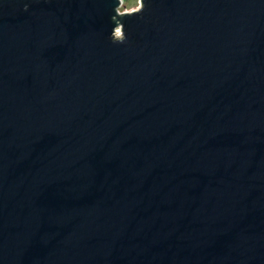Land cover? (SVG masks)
<instances>
[{
    "label": "water",
    "instance_id": "obj_1",
    "mask_svg": "<svg viewBox=\"0 0 264 264\" xmlns=\"http://www.w3.org/2000/svg\"><path fill=\"white\" fill-rule=\"evenodd\" d=\"M138 1L0 0V264H264V0Z\"/></svg>",
    "mask_w": 264,
    "mask_h": 264
},
{
    "label": "rangeland",
    "instance_id": "obj_2",
    "mask_svg": "<svg viewBox=\"0 0 264 264\" xmlns=\"http://www.w3.org/2000/svg\"><path fill=\"white\" fill-rule=\"evenodd\" d=\"M138 6H140L138 0H122L121 7H119V12L122 13V11H133ZM122 32H120L119 29H117L115 35L119 36ZM121 37V36H120Z\"/></svg>",
    "mask_w": 264,
    "mask_h": 264
},
{
    "label": "bare ground",
    "instance_id": "obj_3",
    "mask_svg": "<svg viewBox=\"0 0 264 264\" xmlns=\"http://www.w3.org/2000/svg\"><path fill=\"white\" fill-rule=\"evenodd\" d=\"M117 30H115V32H116ZM116 37H120V35L119 36H116Z\"/></svg>",
    "mask_w": 264,
    "mask_h": 264
}]
</instances>
